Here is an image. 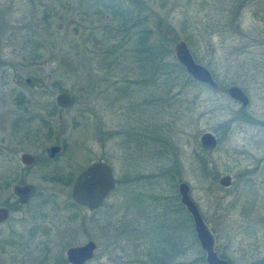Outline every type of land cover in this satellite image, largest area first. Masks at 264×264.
<instances>
[{
	"label": "rangeland",
	"instance_id": "1",
	"mask_svg": "<svg viewBox=\"0 0 264 264\" xmlns=\"http://www.w3.org/2000/svg\"><path fill=\"white\" fill-rule=\"evenodd\" d=\"M237 5L234 0L140 4L152 33L174 38L168 61L178 64L173 45L184 41L216 81L212 90L179 64L151 80L148 64L141 68L124 50L112 9L95 0H0V90L7 102L22 93L29 103L54 104L61 91L73 100L54 118L52 141L63 144L58 158L22 175L37 191L0 224V264H59L67 247L88 240L95 250L84 264H137L143 260L140 251L154 244L156 230L164 233L174 225L167 221L182 218L177 233L184 254L173 262L202 264L191 219L176 206L179 182L188 185L214 250L230 264H259L264 257V0ZM25 77H31L29 84ZM230 85L247 96L245 107L227 96ZM206 131L217 138L210 150L198 141ZM40 143L47 144L43 137ZM98 159L110 164L116 185L93 212L69 206L68 185L41 179L55 167L74 175ZM15 163L0 160V179L9 182H0V204L15 200L10 186L21 175H14ZM222 175L230 176L229 186L218 184Z\"/></svg>",
	"mask_w": 264,
	"mask_h": 264
},
{
	"label": "water",
	"instance_id": "2",
	"mask_svg": "<svg viewBox=\"0 0 264 264\" xmlns=\"http://www.w3.org/2000/svg\"><path fill=\"white\" fill-rule=\"evenodd\" d=\"M173 55L177 63L184 69L187 75L195 82L202 84L209 89L215 90L218 85L211 73L203 65L194 61L187 45L184 41H177L173 45ZM226 94L229 98L239 102L242 106L248 102L247 96L236 85H230L226 88ZM55 103L59 107H67L72 105L73 100L67 92L61 91L55 95ZM199 145L203 149H212L216 145V139L210 132H204L199 136ZM58 148L50 147L48 150L54 153ZM24 155L23 159H28ZM27 163V160H24ZM230 177L223 175L218 178V184L227 186ZM114 186L110 167L103 162H95L88 165L79 172L73 179L69 188L70 199L80 205L85 206L88 210L97 208L108 191ZM188 185L184 182L177 184L178 200L184 206L190 215L192 228L199 245L204 253L205 264H229V262L220 257L213 247V237L204 223L196 205L188 194ZM12 193L17 197L20 204H23L35 192L32 184L14 185L11 188ZM7 217V210L0 207V221ZM95 250V243L88 240L82 245L67 247L64 251L65 261L68 264H84L89 261Z\"/></svg>",
	"mask_w": 264,
	"mask_h": 264
},
{
	"label": "flooded vegetation",
	"instance_id": "3",
	"mask_svg": "<svg viewBox=\"0 0 264 264\" xmlns=\"http://www.w3.org/2000/svg\"><path fill=\"white\" fill-rule=\"evenodd\" d=\"M0 64H3V63H0ZM3 75L4 74L1 73V76ZM30 78L31 77H25L23 80L24 83L29 84ZM246 105L242 106L240 104L241 107H245ZM67 107H59L55 103V100H54V104H42L41 105L38 103H29V100L26 99L22 93L16 94V96L12 98L11 103H10V102H7L6 93L0 90V160H9L12 158L15 159L18 165L16 167L17 168L19 167L18 168L19 172L14 171L13 173L14 175L21 174L20 178L13 180L14 182L10 186V193L12 194V196L15 197V200L12 203H8V201L4 200L0 204V207L5 208L7 210V217L4 220L0 221V224L8 220L9 213L11 210L18 208L21 205H25L35 195L37 191L36 186L32 183L25 182L24 177L22 175L25 173L33 172V168L40 169L42 167H45L47 164L55 161L58 158L59 153L61 152V149L63 147V144L59 145L55 141H52V137H53L52 133H53V127H54L53 123H54V118L56 117L57 112L62 111ZM213 136L215 137L216 143H217L216 136L214 134ZM41 137L45 138L47 142V144L43 145L42 147L40 143ZM263 140H264V134H263ZM52 146H56L58 148L54 153H51V151L48 150ZM23 147L25 148L27 147L29 150H26ZM206 150H210V149H206ZM24 155H27L26 157H28V159H23L22 157ZM24 160H27V163H25ZM67 161H69L68 165L73 164L71 160H67ZM95 162H103L110 167L111 175L114 181V186L110 191H108V193L106 194V196L104 197V199L102 200V202L97 208L93 210H88L85 206L77 204L70 199L69 188L71 186L73 179L76 177V175L79 172H81L83 169H85L88 165L95 163ZM73 173L74 172L72 170H69L67 173L64 174V173H61L60 167H55V168L46 170L42 172L41 174V179H43L44 181L57 183L62 186L68 185V198L70 200L69 206L72 208L81 207V208L86 209L88 212H93L97 210L101 206L105 198L113 191L116 185V181L113 177L110 164L101 159L91 161L87 163L85 166H83L82 168H80L74 175ZM0 182H1V186L6 185V184L8 186L9 184L8 180L4 178L0 179ZM23 184H32L35 187V192L27 199L25 203L20 204L17 200V197L12 193L11 188L14 185H23ZM229 184H230V181H229ZM229 184L227 186H229ZM181 206L182 208L178 206L179 209L180 210L183 209V211H186L184 206L183 205ZM186 213L188 214L187 211ZM217 254L219 255V253ZM64 259H65V256H64ZM256 263L264 264V257L257 260Z\"/></svg>",
	"mask_w": 264,
	"mask_h": 264
},
{
	"label": "trees",
	"instance_id": "4",
	"mask_svg": "<svg viewBox=\"0 0 264 264\" xmlns=\"http://www.w3.org/2000/svg\"><path fill=\"white\" fill-rule=\"evenodd\" d=\"M102 1V2H101ZM131 5H123L120 3L115 7L111 4L104 3L103 0H95L99 6H103L106 9H112V14L117 17V27L119 31H122V44L127 46L125 51H128L131 56H134L139 62H141L140 67L142 68L144 63L148 64V69L150 70V79L152 80L157 74H168V66H178L175 62H169L168 56L171 53L170 43L174 41V38H166L163 35L157 33H152L149 29L147 13L140 10V4L143 0H130ZM238 3L237 8L241 7L245 0H234ZM106 5V6H104ZM135 59V60H136ZM182 68V67H181ZM168 72V73H167ZM146 81V80H143ZM201 170H206L207 162L200 163ZM178 206H182L178 203ZM185 222V218L183 219ZM182 220L172 219L165 228L164 233L156 230V237L151 242L154 244L146 245L142 251H140L143 260L138 261L137 264H175L173 262L177 255L184 254V248L181 236L177 232L180 231L178 225L182 224ZM187 221H190V217H186ZM174 221V222H173ZM177 230V231H176ZM152 238V237H151ZM221 257L222 255L219 254ZM198 260L203 262V257L198 256ZM195 261V259H193ZM59 264H67L65 260L59 259ZM182 264V263H181ZM200 264V262H199Z\"/></svg>",
	"mask_w": 264,
	"mask_h": 264
}]
</instances>
